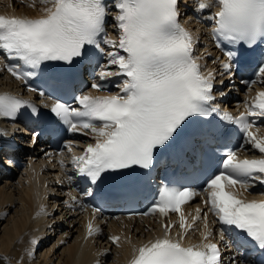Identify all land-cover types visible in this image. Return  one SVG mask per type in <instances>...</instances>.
<instances>
[{
    "label": "snow or ice",
    "instance_id": "6c2138e0",
    "mask_svg": "<svg viewBox=\"0 0 264 264\" xmlns=\"http://www.w3.org/2000/svg\"><path fill=\"white\" fill-rule=\"evenodd\" d=\"M180 0H39L42 15L37 18L0 15V54L8 60L4 69L16 80L28 83L46 62L72 65L74 60L87 55V45L100 48L97 39L105 31L109 8L116 10L115 27L118 40L103 38V43L117 51L109 53V65L117 71L102 69L101 79L124 77L121 92L116 95L82 94L75 97L79 107L55 101L51 112L73 133L90 135L94 143L87 144L82 156L74 157L77 173L93 185L108 179L105 173L133 175L138 170L151 169L157 149L168 145L195 116H208L218 110L208 107L215 100L214 76L204 75L193 57L194 40L179 22ZM36 0L32 6L35 7ZM203 10L216 7L210 17L215 26L213 38L218 44H246L251 48L258 40L264 42V0H213L200 3ZM124 53V54H121ZM229 62L223 63L225 73L232 72L231 61L236 53L225 52ZM26 69V70H22ZM264 81V65L258 67ZM100 92L104 85L93 83ZM35 91V89H30ZM43 96L44 93L40 92ZM28 105L15 96L0 95V118L15 120L18 111ZM245 112L238 118L224 112L222 119L239 127L243 139L258 154V158H241L239 150L228 151L219 170L205 181L201 192L164 186L158 190L148 213L179 215L178 238L171 237L175 225H163L165 235L136 249L131 264H222L221 250L210 242L212 231L204 216L201 236L204 243L184 246L181 237L200 220V209L190 223L182 205L198 195H205L204 204L226 232L240 234V239L251 242L264 252V199L240 198L239 190L247 191L256 183L264 186V137L260 128L249 117H264V91H259ZM219 114V113H218ZM187 122V123H186ZM255 129V131H253ZM38 133H33V139ZM71 151V143L67 145ZM72 177H69V181ZM86 195H91L88 191ZM264 195V192H261ZM76 200V197H72ZM90 220L88 236L99 233ZM119 236H112L119 246ZM36 243L35 240L32 241ZM230 247V245H225ZM232 264H238L235 255ZM246 264V262H245Z\"/></svg>",
    "mask_w": 264,
    "mask_h": 264
},
{
    "label": "bare ground",
    "instance_id": "6f19581e",
    "mask_svg": "<svg viewBox=\"0 0 264 264\" xmlns=\"http://www.w3.org/2000/svg\"><path fill=\"white\" fill-rule=\"evenodd\" d=\"M2 8H3V6L0 7V12L2 11L1 10ZM20 9L25 11V12L32 14V13H37L38 11L42 12V5H40L39 0H36L35 7H33L32 5L29 4L28 0H24V3L20 6ZM193 40H194V42L197 40L196 35H194ZM207 48L209 49V51L205 50L204 48H198V49H200L199 50L200 51L199 52V55H200L199 58H200L201 62L203 61L202 63H204V64L209 63V62L206 63L205 52H207V54L213 53V51L209 47H207ZM214 65H215V61L213 63L210 62L208 64V68H207V71L205 73L208 74L209 72H211L213 74L215 72V66ZM5 134H6L5 131L1 132V136H5ZM263 137H264V134H263ZM248 150L249 151L245 152L246 154L250 153L251 155H254V156L258 155L259 156V154L255 150H251L250 148ZM50 165H52V163H50L49 166ZM33 167L35 169H30V171H29L28 188H26V189L24 188V190L22 192L19 191V195H20L21 199L26 201L25 205H27L29 208L28 212H26L27 210L23 211V213L21 215L18 214L17 216H14V215L12 216V214L8 215V213H9L8 210L13 208V206H14L13 204L15 203L16 198H14L11 195L13 192L11 193L9 191L10 189H4V187L0 188V204L2 205V207L0 209V226L4 222H10L9 225L5 226V232L0 233V252H2L4 249L7 250L6 252L10 251L11 252L10 258L13 261L20 260L21 256H22V252H24V248H20V250L17 251L16 250L17 247H12V248L10 247L13 239H17L19 237L20 240L22 239V241H23V240H27V238L28 239L30 238V241L35 240L36 242L44 239L45 240L44 242H46L47 239H45V238H47V233L53 231V230H50L52 228L49 229V227H51V222L54 219L60 220L61 218H63L64 222L68 221V223L79 222V221H77V218L74 217V214H72L73 217L69 216L70 214L68 213V211L61 209L60 206H59L60 208H58L57 211H55L54 216L52 215L51 218L46 217L47 213L49 211L51 213V210H49L48 207H44V205L47 203V202H45V200H46V191H45V187H44L45 181H44V178L42 179L38 173V171H40V169H38L39 164H38V166H33ZM50 169H53V168H51V166H50ZM12 175H13V173H12ZM56 175H58V174H55V176ZM7 180H9V179H7ZM0 181H2V180H0ZM6 185L11 187L12 184L11 185L5 184V187H6ZM16 189H17V187H16ZM22 189H23V187H22ZM17 190H19V189H17ZM53 201L55 202L54 207H56L57 201H55V200H53ZM59 205H60V203H59ZM15 207H16V205H15ZM22 207H23V205H22ZM26 213H27V215H26ZM56 215H58V216H56ZM121 218H122V220L125 221L124 223H127L128 228L131 227V225H134V226L136 225V227H139L138 224H136L135 222L133 223V218L129 219V220H127L124 217H121ZM143 219H145V220L154 219L156 221L155 217H145ZM90 220L92 221L94 227H97L100 229L99 233L94 234L93 236H96L99 239H102V237L105 235L104 234L105 232L102 229L101 220L93 218V216L86 211L81 216L79 225H76V227H75L76 228L75 231H79V234L77 232V235H76V239H75L76 241L73 242L72 245L69 244L68 252L66 254L63 253L64 254L63 256L58 254V256H61L60 257L61 262H62L61 264H103V263L109 264V263H107L108 257L105 258L102 256L100 258V261H98V262L96 261V257L98 256V254L95 253V247H97V246L94 245L93 239H91L90 237L85 238L88 235L87 234V224ZM156 224L158 225V228H160V223L156 221ZM52 227H53V225H52ZM56 227H60V225L57 224ZM143 228L144 227H142L141 229H143ZM47 229H49L50 231H48ZM111 230L113 231L112 236H119L121 238L120 244H119V246H121V248H120L121 253L117 254V252H116L115 256L117 258H115L114 263H112V264H131V260L136 254V249H138L141 246H144L145 244L135 243V242L131 241L129 239L127 233L122 234L119 231V229H117L115 227H112ZM27 231H29V232H27ZM158 234H159V231H158ZM62 236H63V233H62ZM79 236H80V238H79ZM158 238H162V233L158 236ZM99 239H97L96 242H98ZM69 241H70V238H69L68 242ZM56 243H58V242H56ZM50 251L51 250L48 251V249H47L40 256H44L43 259H47L48 255L50 254ZM56 252H54V253H56ZM101 260H102V262H101ZM0 264H7V262L5 260L2 261L0 259ZM45 264H47V262Z\"/></svg>",
    "mask_w": 264,
    "mask_h": 264
},
{
    "label": "rangeland",
    "instance_id": "374dc122",
    "mask_svg": "<svg viewBox=\"0 0 264 264\" xmlns=\"http://www.w3.org/2000/svg\"><path fill=\"white\" fill-rule=\"evenodd\" d=\"M198 29V28H197ZM199 30V29H198ZM72 156V155H71ZM27 169L25 168V170H24V172L26 171ZM21 173V172H19V173H17L18 174V178L17 179H15L11 184L13 185H11V187H9V186H4V184H5V181H1L0 182V188L1 187H3L4 186V189H10L9 191L12 193L11 195L14 197V198H16L15 199V203L13 204L14 206H13V208L12 209H9L8 210V215H10V214H12V216L14 215V216H17L18 214L19 215H21L22 213H23V211H26V212H28V210H29V208H28V206L27 205H25V200H22L21 199V197H20V195H19V191H23L24 190V187H25V185L23 184V181H22V179H24V178H27V174L26 173ZM14 187V188H13ZM16 187H17V189H19V190H17L16 189ZM22 187H23V189H22ZM15 189V190H14ZM21 189V190H20ZM26 189V188H25ZM17 190V191H16ZM23 201V202H22ZM24 203V204H23ZM1 205V204H0ZM15 205H16V207H15ZM22 205H23V207H22ZM25 206V207H24ZM1 207H2V205L0 206V209H1ZM26 215H27V213H26ZM10 224V222H4L1 226H0V233H3V232H5V226H7V225H9ZM62 234H57L56 236H55V238H54V241H52L48 246H47V248H51L52 246H53V244H54V242H56V241H58V239H59V237L61 236ZM30 239V238H29ZM14 242V243H13ZM22 242V243H21ZM75 242V241H74ZM13 243V244H12ZM12 243H11V245H10V247L12 248V247H17V251H19L20 250V248H23V247H25V251L24 252H22V255H23V259L21 260V262H22V264H45L46 262H47V264H61L60 263V261H58L57 259H55L56 257H61V256H58V255H56V254H54V255H52L53 254V252L56 250V248H52V251L50 252V254L48 255V257H47V259H43L44 258V256H41L39 259H37V255L39 254V252L37 251V252H35V251H30L29 249H30V242L28 241V242H26V240H23L22 241V239L20 240V238L18 237L17 239H13L12 240ZM104 242H102L101 243V248L106 252V251H108V247L109 246H107V244H103ZM69 244L70 245H72L71 243H66V244H64V245H61V247H59L58 248V251H57V254L58 253H61V254H63V253H67L68 252V246H69ZM23 246V247H22ZM45 249L46 248H43L42 249V252H44L45 251ZM112 250H114V246L111 248ZM5 251V252H4ZM7 250L6 249H4L2 252H0V259L3 261V260H5L6 262H7V264H9L8 263V261L9 260H11L9 257H10V255H11V252L10 251H8V252H6ZM116 249H115V251L113 252V253H111V256H113L114 257V255H116ZM115 253V254H114ZM61 254H59V255H61ZM50 256H51V258H50ZM63 256V255H62ZM50 259H52V260H50ZM60 259V258H59ZM46 260V261H45ZM61 260V259H60ZM13 261V260H12Z\"/></svg>",
    "mask_w": 264,
    "mask_h": 264
}]
</instances>
